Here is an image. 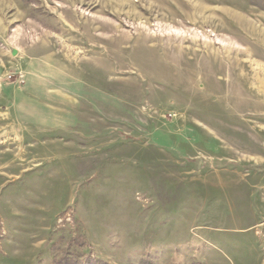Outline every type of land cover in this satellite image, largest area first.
I'll use <instances>...</instances> for the list:
<instances>
[{
    "label": "rangeland",
    "instance_id": "374dc122",
    "mask_svg": "<svg viewBox=\"0 0 264 264\" xmlns=\"http://www.w3.org/2000/svg\"><path fill=\"white\" fill-rule=\"evenodd\" d=\"M0 264H264V0H0Z\"/></svg>",
    "mask_w": 264,
    "mask_h": 264
},
{
    "label": "bare ground",
    "instance_id": "6f19581e",
    "mask_svg": "<svg viewBox=\"0 0 264 264\" xmlns=\"http://www.w3.org/2000/svg\"><path fill=\"white\" fill-rule=\"evenodd\" d=\"M124 1H127V0H124Z\"/></svg>",
    "mask_w": 264,
    "mask_h": 264
}]
</instances>
